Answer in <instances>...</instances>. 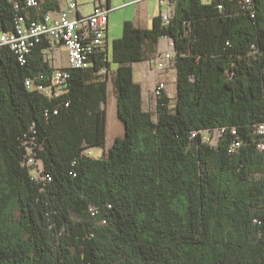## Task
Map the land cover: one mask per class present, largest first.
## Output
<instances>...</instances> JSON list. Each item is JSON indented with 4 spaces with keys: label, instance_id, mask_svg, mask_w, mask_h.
Listing matches in <instances>:
<instances>
[{
    "label": "trees",
    "instance_id": "16d2710c",
    "mask_svg": "<svg viewBox=\"0 0 264 264\" xmlns=\"http://www.w3.org/2000/svg\"><path fill=\"white\" fill-rule=\"evenodd\" d=\"M172 2L125 21L115 70L105 39L62 86L50 39L24 63L0 45V264H264V0ZM54 5L0 0V34ZM163 39L175 102L163 88L147 109L134 65ZM111 80L126 130L96 156Z\"/></svg>",
    "mask_w": 264,
    "mask_h": 264
},
{
    "label": "built area",
    "instance_id": "2783aa9c",
    "mask_svg": "<svg viewBox=\"0 0 264 264\" xmlns=\"http://www.w3.org/2000/svg\"><path fill=\"white\" fill-rule=\"evenodd\" d=\"M28 6H37L39 0H26ZM250 2L251 0H247ZM162 5L163 19L168 21L174 15V4L172 0H160ZM79 0H61V10L47 12L44 20H33L26 23L23 16L18 17L15 30L5 31L0 34V45H8L17 54L19 60L24 63L27 55L30 53L34 43L50 39L56 43H62L69 50V66L74 68H87L90 66V57L96 50L103 49L108 28L109 16L111 9L106 0H94L92 10L85 14L79 11ZM221 7V5H220ZM169 40L170 51L161 52L158 66H172L174 57L173 41ZM88 41L87 44L84 42ZM68 70H56L53 76L54 84L62 86L68 76ZM33 80H27V86H33ZM39 91H49L42 85H35ZM166 88L163 81H158L153 88V94L158 95L160 90ZM258 131L264 134V123L260 124ZM220 133L217 130L215 136ZM264 148V142L259 144ZM42 165V163H41ZM43 168V165H42ZM43 171V169H42ZM41 174V171L38 175Z\"/></svg>",
    "mask_w": 264,
    "mask_h": 264
},
{
    "label": "rangeland",
    "instance_id": "374dc122",
    "mask_svg": "<svg viewBox=\"0 0 264 264\" xmlns=\"http://www.w3.org/2000/svg\"><path fill=\"white\" fill-rule=\"evenodd\" d=\"M127 1V2H125ZM130 0H113V8L111 10L112 22L110 28V41L108 43L110 60L112 61V47L113 43L116 39L120 38L123 34L124 23L126 20L130 21L133 18V15L136 13L137 0L129 2ZM157 0H152V2ZM208 1V0H205ZM118 5V6H115ZM169 40L163 39L157 45L156 49L163 51H170L171 47L169 46ZM172 51V49H171ZM162 59V57H161ZM161 59L159 61H161ZM136 73L135 78L143 84V94H144V106L147 109L153 108L155 98L153 97V88L158 81H163L166 84V90L170 93L172 98V103L175 102L176 95V80L175 74L176 71L173 66L166 65V61H164L163 67L155 68L154 66H150L146 62L144 63H135L134 65ZM112 68L115 70L117 68V64L112 61ZM113 82L110 81L109 86V98L106 104L107 107V122H108V130H107V142L104 147H100L98 150L93 151L94 155L101 156L103 151L106 148L114 143V140L117 136H123L125 134V124L118 118L117 113V105H116V97L113 91ZM30 163L34 164V173L37 175L42 171L41 162H39L36 158V155L31 157Z\"/></svg>",
    "mask_w": 264,
    "mask_h": 264
},
{
    "label": "crops",
    "instance_id": "0c3cea01",
    "mask_svg": "<svg viewBox=\"0 0 264 264\" xmlns=\"http://www.w3.org/2000/svg\"><path fill=\"white\" fill-rule=\"evenodd\" d=\"M43 4H55L53 9L61 10L62 6H58L57 0H41ZM79 11L81 13L88 14L92 10V6L94 3V0H79ZM134 0H130L129 2H132ZM160 0L152 2V0H137V7H136V13L133 15L132 22H134L137 26H142V28H148L152 25V18L155 15H159L162 11V5L159 2ZM127 2V1H125ZM110 9L113 8V0H109L108 2ZM118 6V5H115ZM111 11L108 14L109 16V22H108V28L106 33V47L109 51L108 43L110 41V28H111V22H112V16ZM44 53V60H46L55 70L65 69L69 66V50L66 45L62 43H55L54 41H50V43L46 46V48L43 50ZM161 51L158 49H154L151 51L146 60L147 64L150 66H154L157 68L158 66V59H160ZM141 62V63H144ZM139 63V62H138ZM159 67V66H158ZM176 80V77H175ZM177 87V85H176ZM100 147H94L93 151L98 150ZM104 152V151H103Z\"/></svg>",
    "mask_w": 264,
    "mask_h": 264
}]
</instances>
